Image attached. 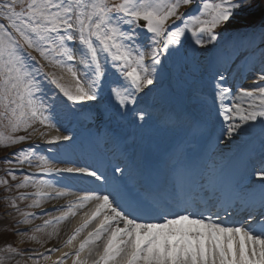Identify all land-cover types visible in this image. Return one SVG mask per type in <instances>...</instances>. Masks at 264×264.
Listing matches in <instances>:
<instances>
[{"label": "snow or ice", "instance_id": "snow-or-ice-1", "mask_svg": "<svg viewBox=\"0 0 264 264\" xmlns=\"http://www.w3.org/2000/svg\"><path fill=\"white\" fill-rule=\"evenodd\" d=\"M233 41L247 42L235 59ZM189 46L215 61L217 144L245 137L242 148L259 123L264 148V0H0V148L10 149L0 157L8 166L0 218L21 243L39 246L8 243L0 264H264V155L249 173L258 180L227 187L215 164L190 174L171 159L168 178L146 186L130 162L97 168L59 157L63 142L76 139L59 134L61 119L143 127L164 74L189 67ZM242 58L252 85L225 83L227 61ZM96 148L114 151L106 141ZM77 177L100 187L66 191L64 182ZM77 215L60 241V226Z\"/></svg>", "mask_w": 264, "mask_h": 264}, {"label": "bare ground", "instance_id": "bare-ground-1", "mask_svg": "<svg viewBox=\"0 0 264 264\" xmlns=\"http://www.w3.org/2000/svg\"><path fill=\"white\" fill-rule=\"evenodd\" d=\"M209 57L210 56H208L207 53L202 56V58L204 60H207ZM200 87H201V85H198V86L191 87V89L187 90V98H186V103L185 104H182V102L180 100H174L173 101L174 104H172L171 106L174 107L175 110H176V107H178L180 105L183 106L182 108H183V110L185 112V115L183 117L179 116V115L176 116L174 113L172 115H170L169 112L164 113L165 110H166V107H167V102L164 99L165 97L163 98V100H161L160 102L157 103V107H151V109H149L150 115L147 117L148 119L146 121H144V122L150 121L149 123L153 124L152 126H149V127L146 128V131L151 128L150 134H149L148 137H155L156 133L159 134V135H162L164 137V138H159L158 137L156 141H152L153 144H158L160 146H162V145L165 146L166 145V146H171L172 147L173 143H172V140L170 138H171V134L173 135V132L169 131L167 129L173 128L172 124L176 125L178 123H185V122H189L190 123L193 120L191 114L189 113V108H191L196 113V108L195 107H199V106L198 105L196 106V104H198V103L195 102L194 89L198 90V92H200ZM199 105L200 106H204V105H201V104H199ZM144 122H142V123H144ZM155 124H157V125H155ZM163 127L166 128V129H161ZM254 128H255L256 131L253 133V135L258 132L259 123H256L254 125ZM186 133H187V129H186L185 132H183V136ZM49 134L50 135H56L58 133H57V131L55 129H52V130H49ZM59 134H62V131ZM208 134H209V132L206 131L205 135H201V136L206 137ZM67 135H70V134H67ZM195 136L198 137L199 135H195ZM75 137H76V139L79 138V136H76V135H75ZM83 138L87 141V146L96 145L97 142L102 144L103 140H107L108 139L106 137L99 138V139H97V138L89 139V138H87V136H85V134L83 135ZM259 138H260V136H259ZM234 142H236V141H233V143ZM63 144L66 145V146H62L59 149V154L60 155H63L65 153V149H63V147H68V145L70 143L63 142ZM221 145H222L221 148L225 147L224 144H221ZM256 145L262 147L261 141L256 142ZM109 146L112 147V145H109ZM76 147L79 148V146H76ZM84 147L85 146L80 148L81 149V153H83L85 151ZM153 147L155 148V146H153ZM98 153L105 154V153H111V152H100L97 149L93 150L91 148H88V155H89V158H90V160H88V161L86 160V158L78 157L77 154H73V153H70L68 157H69V159H75L74 162H76L77 164H80V165H82V164H90V162L94 161L95 155L97 156ZM63 166H65V165H62V167ZM68 166H71V165H68ZM65 175H68V174H65ZM66 182L70 183V184H75L76 183L77 184L76 190L77 189H79V190L80 189H89V188H93V187L95 188V186L93 184V180L91 178L81 179V178L77 177V178L69 179ZM71 188L75 189L74 186H68V187H66L65 190L73 192ZM73 193H75V192H73ZM73 198H74L73 196H68V197L63 198L61 200L51 201V202H52V204L53 203H55V204H65L68 199H73ZM2 212H3V210L0 211V214H2ZM79 220H80V216L77 215L74 218H70V220L64 222L60 226L61 231H63V235L61 236L60 241H62L63 238H66V234H70L71 233L72 229L74 228V226L76 224H78ZM90 230H91V228L87 229L86 232L90 231ZM11 232L12 231L9 228L5 227V230L0 234V241H1L0 243H1L2 247H3V243H4L5 239L8 237V234H10ZM86 232L83 233L81 236L77 237V241H76L77 243H78V241L80 239L83 238V235H86ZM19 240L21 241V239H19ZM57 243H58V241L53 240L51 245H56ZM22 247L23 248L25 247L24 242L22 243V246H20L19 248H22ZM28 248L29 247H27V249ZM67 250L68 249H64V251H67ZM59 255H60V253H58V252L52 253L53 259H56ZM69 263H71V260L68 261V264Z\"/></svg>", "mask_w": 264, "mask_h": 264}, {"label": "rangeland", "instance_id": "rangeland-1", "mask_svg": "<svg viewBox=\"0 0 264 264\" xmlns=\"http://www.w3.org/2000/svg\"><path fill=\"white\" fill-rule=\"evenodd\" d=\"M222 43H223V41H222ZM246 47H247V42L246 41H233V46H230V48H229V49H231V48L234 49L232 58L234 59L238 55L237 53H238L239 50L244 52V49ZM248 61L251 62V60L249 58H247V62ZM231 62H232V60H229L227 65H229V63H231ZM187 63L189 65V67L187 69L178 70L176 68H172V70L170 72H167V73L164 74L162 82H161V85L159 87L156 86V88L153 90V93L150 94L151 98H153V101L155 103L156 102H160L161 100H163L164 97H165L164 99L166 100L167 99V95H168V97L169 96L173 97V99L181 98L182 99V103L185 104V100L187 98V90L188 89H191L192 86H197V84L199 85L200 82L203 81V80L204 81L207 80L208 83H209V79H207V78H205V76H203V69L206 67L208 62L205 61L202 58V56H199V55L194 56L191 46H189V48H188ZM209 63L211 64V66H210L211 68L208 71V73L214 71L213 66H215V61L214 60L213 61H209ZM240 63L241 64L243 63V58L239 61V64ZM237 65H238V63H237ZM50 70H52V69H50ZM208 83L206 85H208ZM210 90H211V88H208V91H210ZM198 100L202 101V100H206V99H201L200 97H198ZM208 107H209V103H207V108ZM218 118L220 119L219 116H218ZM61 120H64V119H61ZM67 122H68V120H67ZM110 122L115 127L121 126L123 129H125L124 125H123L124 120L113 119ZM66 128H67V126H66ZM258 134H259V132L257 134L252 135V137L247 141L248 144L251 142V140H255L256 138H258L257 137ZM27 143H29V144L38 143V141L34 139L32 141H28ZM23 146L24 145H17L16 148H20V147H23ZM41 147L44 148V147H47V146H41ZM251 147L256 148L257 151L261 150V148L258 149L256 147V145H254V142L251 143ZM8 151H10V149L0 148V157H3L6 154V152H8ZM7 167L8 166L5 165L4 163H0V176H3L2 174L4 173V169H6ZM24 168L27 169L28 171L31 170V169H28L27 165H25ZM21 191H23V190H21ZM28 191L31 192V191H34V189H28ZM4 195L5 194L3 193V190L0 189V196H4ZM3 203H4L3 200L0 199V208L4 212ZM27 203H28V201L24 202V204H27ZM23 206L24 205H22V207ZM44 207L45 208H51L52 207V202L49 201V202L45 203ZM35 211L39 212L40 210L36 209ZM4 222H5V219L4 218H0V234L5 230V223ZM41 222L42 221L40 219H37L35 221L36 224H39ZM19 227L24 228L26 226L25 225H20ZM62 235H63V231H61V236ZM61 236H60V238H61ZM63 239H65V238H63ZM24 245H25V247L23 249H27V247H29L28 249L38 248L39 247L38 245H36V244H34L33 242H30V241H25ZM0 247H2L1 243H0ZM41 251H42V249H41ZM42 264H43V262H42Z\"/></svg>", "mask_w": 264, "mask_h": 264}]
</instances>
